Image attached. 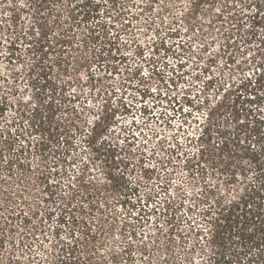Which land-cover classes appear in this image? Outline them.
<instances>
[{"label":"rangeland","instance_id":"1","mask_svg":"<svg viewBox=\"0 0 264 264\" xmlns=\"http://www.w3.org/2000/svg\"><path fill=\"white\" fill-rule=\"evenodd\" d=\"M147 1L152 0H130L131 10L140 11ZM154 1L152 14L159 11L166 19L169 14L179 19L190 7V2L197 0ZM225 1L231 6L225 15L234 13L240 18V41L231 56H214L210 74L200 79H192V74L200 70L205 58L199 59L197 69H193L190 62H185V56L173 57L161 50L152 51L149 47L155 39L152 30L147 34H143L141 28L135 31L141 44L147 45L143 46L141 55L133 56L129 47L120 58L108 54L95 57L90 70L96 76L105 75L101 81L107 89L105 96L115 109L117 125L112 131L117 134L116 141L122 149L112 166L114 173L120 175L121 183H114L112 192L89 189L87 198L76 195L70 204L74 211L65 224L58 223L55 210L44 220L45 236L48 237L46 248L33 252L31 264H109L106 251L108 247L117 249L118 230H114L105 245L100 246L97 241L100 225L106 227L114 216L118 221L130 219L139 239L133 240L134 243L146 249L142 253L133 252L132 264H166L170 257L174 262L183 260V248L190 244L193 235L188 234L186 243L181 246L174 228L178 227L180 232L189 224L183 218L185 206L175 209L173 205H167L168 199L181 195L185 205L191 203L189 197L206 199V206L216 201L227 204L239 199L247 183L256 180L255 171L264 160V137L254 134L251 125L244 121V112L238 113L237 109L264 110V0ZM221 3L223 0H215L214 9ZM203 5L207 7L208 4L200 6ZM163 7L167 11H163ZM8 13L7 6L0 5L1 53L16 33L4 18ZM99 15V18L105 16L102 8ZM207 15H211L210 11ZM209 17L206 18V14L203 17L201 13L199 19L207 21ZM104 19L109 20L108 17ZM79 30H75L77 34ZM109 30V35L114 33ZM125 37L121 34V39ZM206 38L212 39L211 35ZM213 38L210 53L217 51L221 41L219 33ZM105 41V38L97 39L94 45L103 46ZM210 53L202 57H211ZM1 57L4 56H0V75H6L9 71ZM180 60L184 64L177 70L176 64ZM176 74L178 78H175ZM81 75L84 77L83 72ZM208 79L211 80L205 84ZM24 82L18 81L15 91L7 90V81H0V235H7L5 247L0 249V260L6 248L12 245L15 249L20 248L19 221H12L8 216L10 207L16 210L19 201L25 200L29 205L35 200V194H21L18 190L19 184L32 182L20 175L19 163L29 162L28 168L32 171L39 162L36 145L40 134L32 128V123L36 122L31 116L34 103ZM244 97L252 98V102L248 105ZM103 99L99 97L86 102L97 107ZM83 116L86 120L91 119L87 112ZM118 126L126 130L120 131ZM127 133L130 136L125 142ZM123 143L128 145L123 146ZM75 165L78 167L77 163ZM100 165L99 160L88 162L85 174L93 180V185L105 183ZM27 175L31 177L32 174L27 171ZM93 185L89 186L94 188ZM12 193L19 195L20 200L11 199ZM46 206L42 204V211ZM192 215L190 224L200 226L203 232L198 239L202 240L211 227L201 220L197 210ZM54 228L59 229L56 240L62 250L58 245L57 248L50 245L49 241L53 242L56 236L52 231ZM171 231L173 234L169 237ZM198 252H193L194 264L201 263L202 256ZM122 264L128 263L123 261Z\"/></svg>","mask_w":264,"mask_h":264},{"label":"trees","instance_id":"2","mask_svg":"<svg viewBox=\"0 0 264 264\" xmlns=\"http://www.w3.org/2000/svg\"><path fill=\"white\" fill-rule=\"evenodd\" d=\"M154 2L147 1L141 5L140 11H132L130 0H0V5L7 6L9 12L8 17H4L8 19L7 25L16 29L15 37L8 42L4 53L0 51L9 71L6 75H0V81H7V90L15 91L16 83L25 81L34 103L31 116L36 122L32 123V128L40 134L36 145L38 167L30 171L29 162L19 163L20 175L32 182L28 181L27 185L22 186L19 184L18 190L21 194H35V200L28 205L25 200L19 201L16 193L10 196L20 203L16 210L11 206L8 215L12 221H19L20 248L15 249L13 245L6 248L0 264H31L33 252L46 248L48 237L45 236L47 228L44 220L49 219L55 210L58 223L65 224L74 211L70 204L76 195L87 198L89 189L112 192L114 183H121L120 175L114 173L112 166L122 149L116 141L117 134L112 131V127L117 125L115 109L105 96L107 89L101 82L105 75L96 76L90 70L95 57L108 54L120 58L129 47L133 56L141 55L146 43L141 44L135 31L141 28L143 34H147L152 30L155 38L149 44L152 51L161 50L171 53L173 57L185 56V62H190L193 69H197L199 59L205 58L200 70L192 74V79H200L210 74L214 56H231L240 41V18L234 13L225 15L231 9L228 1L223 0L217 9H214L215 0L191 1L190 7L179 19L172 14L166 19L159 11L152 14ZM205 3L207 7L200 6ZM101 8L104 18L108 17L109 20L99 18ZM162 10L167 11L166 7ZM209 11L211 15H207ZM201 13L203 17L205 14L206 18L210 16L207 21L199 19ZM215 27L221 41L217 51L210 53L209 45L217 34ZM77 28H80L78 34L75 31ZM109 29L114 33L109 35ZM121 34L127 37L121 39ZM207 35H211L212 39L208 41ZM102 38L106 39L103 46L94 45L97 39ZM206 53H210L211 57H202ZM49 54L51 57H48ZM183 64L180 60L176 64L177 70ZM175 78H178V74ZM169 81L171 83L172 79ZM99 97L104 99L97 107L86 102ZM243 99L248 105L252 102V98ZM84 112L89 113L91 119L86 120ZM237 112H244V121L251 125L254 134L264 137V110L240 107ZM118 129L126 130L125 127ZM129 136L127 133L123 140L126 142ZM93 160L100 161L105 177V183L100 186L93 185V180L85 174L88 162ZM257 168L254 175L256 180L247 183L239 199L227 204L216 201L206 206V199L189 197L191 203L185 205L181 195L173 196L177 197L173 200L168 199L167 205L171 204L175 209L185 206L183 218L189 224L180 232L178 227L174 228L178 232L179 243L183 246L188 234H192L193 239L183 248V260L174 262L170 257L166 264H194L195 250H199L202 256L200 264H264V160L259 162ZM27 171L32 174L31 177ZM18 180L22 182L21 177ZM42 204L47 205L44 213ZM200 204L204 206L200 208ZM194 210L211 227L202 240L198 236L203 230L190 224ZM112 220L106 227L100 225L97 244L105 245L117 229V249L108 247L107 262L122 264L125 261L132 264L133 252L142 253L146 249L134 243L133 240L139 239L130 219L118 221L114 216ZM58 230H52L56 236L53 242H49L52 247L57 248L58 245L62 250L56 240ZM172 234L173 231L168 234L169 237ZM5 237L7 235H0V249L5 247Z\"/></svg>","mask_w":264,"mask_h":264}]
</instances>
